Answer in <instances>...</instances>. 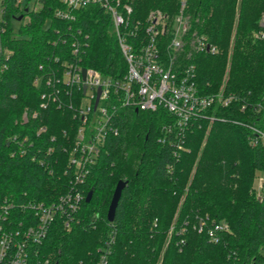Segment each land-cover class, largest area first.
<instances>
[{"label":"trees","instance_id":"trees-1","mask_svg":"<svg viewBox=\"0 0 264 264\" xmlns=\"http://www.w3.org/2000/svg\"><path fill=\"white\" fill-rule=\"evenodd\" d=\"M43 1L41 12L24 13L0 0V9L6 6L0 12V206H14L13 222L29 214L18 204L49 203L69 189L70 175L64 174L69 154L61 147L73 143L82 121L76 100L68 97L63 96L64 107H40L44 77L61 67L58 59H76L105 76L126 69L101 8L73 11L56 0ZM133 5L136 21L145 23L153 11L165 15L168 31L160 46L167 60L194 65L203 93L223 87L239 103L220 111L225 121L191 129L181 151L167 131L173 119L165 111L121 112L119 134L90 169L76 220L69 228L56 220L30 264H100L106 248L107 264H264V184L258 182L264 177V147L253 146L248 129L235 123L248 119L243 104H264V0H134ZM59 10L73 19L57 17ZM181 16L188 28L177 55L171 42ZM196 37L207 38L218 54L197 53ZM76 41L83 50L75 57ZM14 137L27 138L32 148L25 145L22 153ZM48 147L60 164L45 169L31 158ZM121 181L127 186L109 222ZM207 215L229 226L217 244L196 229Z\"/></svg>","mask_w":264,"mask_h":264},{"label":"built area","instance_id":"built-area-1","mask_svg":"<svg viewBox=\"0 0 264 264\" xmlns=\"http://www.w3.org/2000/svg\"><path fill=\"white\" fill-rule=\"evenodd\" d=\"M30 1L5 0L14 8L24 10V13L43 10V0H33L32 5ZM56 1L73 11L94 6L101 8L110 18L126 69L118 76H105L96 69L82 67L76 59L73 62L58 59L61 67L44 77L40 107L46 109L49 104L64 107L67 105L63 100L65 96L76 100V114L82 121L73 143L69 147H61L65 154H69V169H64V174L70 175L69 189L49 203L32 201L18 204L21 210H27L29 214L16 222H13L10 213L14 206H0V264H30L37 247L56 220H63L66 228L76 220L85 199L84 186L90 169L98 163L108 140L119 134L118 120L121 112L165 111L173 119L167 131L175 134V146L177 151H181L186 148V136L191 129L202 122L225 121L220 111L239 103L238 97L227 93L223 87L216 92L203 93L197 82L194 65L183 67L181 60L176 57L166 59L160 46L162 35L168 31L166 17L162 12H151L143 23L134 18V0ZM184 7L185 1L182 4ZM5 8L1 7L0 12L4 13ZM56 16L73 19L70 13L63 10L57 11ZM177 22L179 26L171 47L179 55L185 47L180 35L186 32L188 26L182 16ZM261 36L264 38V33ZM81 44L77 41L73 44L75 57L83 50ZM192 46L197 53L216 55L219 52L215 45L203 37H196ZM83 70H86L85 76ZM38 83L39 80L34 81L35 85ZM69 105L70 108L74 106L72 102ZM240 109L247 114L248 119L235 123L248 129L253 146L264 147V104H243ZM11 141L22 153L26 151L23 148L25 145L28 148L33 146L32 143L26 144L29 141L27 138L21 141L14 137ZM54 153L53 147L38 150L32 154L31 160L49 169L53 164H60ZM260 182L264 184V177ZM196 229L199 234L206 235L210 242L217 244L221 242L224 232L229 231V226L207 215L199 218ZM106 249L100 264H107L110 251Z\"/></svg>","mask_w":264,"mask_h":264},{"label":"water","instance_id":"water-1","mask_svg":"<svg viewBox=\"0 0 264 264\" xmlns=\"http://www.w3.org/2000/svg\"><path fill=\"white\" fill-rule=\"evenodd\" d=\"M21 18L22 17L18 18V21H20ZM85 74H86V70H83V75L85 76ZM97 103H98V100H97ZM126 186H127V183L121 181L118 183V185L116 187V190L114 192V196H113V199H112V202L110 204L108 214H107V219L109 222H113L115 220L117 208H118L119 202L121 200L123 190L125 189ZM93 195H94V190H92L88 193V195L86 197V203L91 202Z\"/></svg>","mask_w":264,"mask_h":264},{"label":"rangeland","instance_id":"rangeland-1","mask_svg":"<svg viewBox=\"0 0 264 264\" xmlns=\"http://www.w3.org/2000/svg\"><path fill=\"white\" fill-rule=\"evenodd\" d=\"M32 3H33V0H31V1H30V5H32ZM22 17H23V16H22ZM20 21H21V20H20ZM18 22H19V21H18ZM13 26H15V27H16V26H18V25H17L16 23H13ZM16 29H17V27H16ZM261 178H263V176H262ZM261 178L259 179V181H258V182H260V181H261ZM260 183H261V182H260ZM260 185H261V184H260ZM260 185H259V183H258V186H260Z\"/></svg>","mask_w":264,"mask_h":264}]
</instances>
